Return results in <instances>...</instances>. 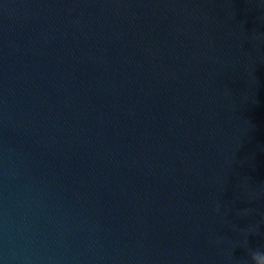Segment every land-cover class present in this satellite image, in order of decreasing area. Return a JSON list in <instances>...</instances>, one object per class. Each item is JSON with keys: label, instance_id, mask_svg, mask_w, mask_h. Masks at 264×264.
<instances>
[{"label": "water", "instance_id": "1", "mask_svg": "<svg viewBox=\"0 0 264 264\" xmlns=\"http://www.w3.org/2000/svg\"><path fill=\"white\" fill-rule=\"evenodd\" d=\"M0 264H264V0H0Z\"/></svg>", "mask_w": 264, "mask_h": 264}]
</instances>
